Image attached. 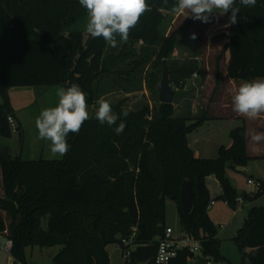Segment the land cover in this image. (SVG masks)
<instances>
[{
  "label": "trees",
  "instance_id": "trees-1",
  "mask_svg": "<svg viewBox=\"0 0 264 264\" xmlns=\"http://www.w3.org/2000/svg\"><path fill=\"white\" fill-rule=\"evenodd\" d=\"M147 3L151 11L140 18L126 43L117 37L113 48L102 37L86 45L87 34L75 27L87 18L79 0H0V135L11 138L14 132L8 89L15 86L67 88L75 83L87 94L88 110L109 94L141 91L148 66H163L167 59L177 88H185L195 73L200 78L191 90L202 87L206 76L201 61L195 56L174 57L182 32L195 20L190 16L168 33L175 0ZM240 8L237 23L218 34L228 39L218 60L228 52L226 71L231 79L264 78V0ZM152 75L156 89L158 80ZM201 108L191 122V116L175 115L174 102L159 101L155 108L145 105L132 111L121 101L113 111L117 125H126L123 132L117 135V125L89 117L78 135H68L70 147L63 159L26 160L0 152L5 190L0 211L11 216L7 227L0 215V233L8 229L14 264H30L27 248L36 246L60 247L52 264H124L112 262L108 247L130 236L134 227L136 245L128 264H144L156 256L167 228V199L176 203L183 231L201 240L202 255L221 259L218 229L208 213L206 180L214 176L222 189L216 199L236 209L238 191L226 174V164L244 167L251 156L247 130L238 126L230 132L232 144L222 145L217 158L197 157L188 136L213 119ZM187 179L194 204L186 215L180 194ZM257 180L261 186L254 193L244 192V201L253 203L264 195V182ZM234 239L242 264H264V205L249 210ZM190 257L181 250L167 264H189Z\"/></svg>",
  "mask_w": 264,
  "mask_h": 264
},
{
  "label": "rangeland",
  "instance_id": "rangeland-1",
  "mask_svg": "<svg viewBox=\"0 0 264 264\" xmlns=\"http://www.w3.org/2000/svg\"><path fill=\"white\" fill-rule=\"evenodd\" d=\"M187 15L188 13H183L178 16V13L171 12L170 16L173 19L168 24L170 29L168 33L179 28L190 17H186ZM226 19V14H224L216 20L220 24ZM214 20L215 19H211L213 22ZM85 22L86 19L75 27L77 29L84 30ZM207 24L208 23L196 20V23L192 27L187 28L184 32H182L180 44L178 46V53L175 55V58H178L179 60L189 58L190 56H199L201 63L204 65L205 74L208 71L205 62L212 66V64L218 59L219 54V48L213 43L212 38H217L218 34L221 33L224 28L222 24L218 25L216 30L214 32H210V35H208L205 32ZM193 33L197 36V39L195 40L190 38ZM205 35H208L210 40L212 39L210 46L207 44L208 42L206 43L207 36ZM139 46L140 44H138V47ZM146 73L145 83L141 91L129 94L127 97L123 94L119 95L115 92L107 97L106 100L111 103L112 111L113 107L121 101L123 108L126 110H138L145 105L155 108L159 102V92L158 88L155 89L153 87L152 74H155V78L158 80L159 85L162 79L163 66L159 64L157 67L153 68V64H150ZM199 78L200 74H198L197 77H194L193 80L185 86V88H177L172 82L173 87L176 90L174 96V105L176 108L175 115L181 116L188 113L193 114L191 122H194L200 116L204 98H209L208 96H210L213 88L211 83H206L204 81L202 87L197 86L196 90H191V88L195 85L196 80H199ZM61 87L63 86L37 85L15 86L8 89L9 100L13 108L16 121L22 126V131H14L11 138L0 135V150L8 148V153L12 157L20 156L26 160L63 159L64 156L57 155L53 157L50 154V141L39 139L38 130L35 127V120L39 116L41 110L48 107H55L58 104L59 98L57 96V92ZM187 93H190V95L186 96L185 94ZM192 96H194V98H191ZM195 101L197 103L196 107L192 106V111H189V104L187 102H192L194 104ZM1 102L2 96L0 95V103ZM97 108V104L88 107L89 117L96 118L95 112ZM234 126L235 122L231 120H221L215 118L214 120L207 121L189 134V145L197 157L217 158L219 156V148L222 145L229 147L232 144L230 132ZM226 174L238 191L237 199L242 197L244 192L254 193L256 191L255 185L249 184L248 179L252 177L254 179H261L264 182V159L251 158L242 170H237V168L232 167L231 164L227 162ZM206 184L210 192L211 200L208 213L218 229V239L220 242L219 252L222 257L221 259L216 260L213 257H204L202 254H197L189 261V264H218L220 262L222 264H242V253L234 238L238 234L239 229L244 226L249 210L253 206L264 205V195L256 199L253 203L244 201V207L240 205L237 206L236 209H233L225 200H215L218 195H221L222 189L214 176L208 177ZM212 201H215V204H212ZM0 215L4 216L7 224L9 225L11 216L3 211H0ZM43 223L44 226H46V221ZM166 223L174 229L176 235L180 236L184 234L180 223V214L177 205L172 199H167ZM6 243L7 239L1 236L0 264H14V258L11 253L5 249ZM59 249L60 247L58 246L52 248H43L39 246L29 247L27 248L28 261L30 264H52L53 257L58 253ZM108 252L112 262H124V258L122 256L123 248L120 244H111L108 247ZM199 257H203V259H206L207 261L203 262L204 260H201Z\"/></svg>",
  "mask_w": 264,
  "mask_h": 264
},
{
  "label": "clouds",
  "instance_id": "clouds-1",
  "mask_svg": "<svg viewBox=\"0 0 264 264\" xmlns=\"http://www.w3.org/2000/svg\"><path fill=\"white\" fill-rule=\"evenodd\" d=\"M256 2L257 0H175L171 11L188 13L186 17L191 16L193 20L203 23H208L214 13H231L224 25L230 27L237 23L240 6L254 7ZM79 3L87 10L85 33L90 38L102 37L113 48L117 47V37L120 42L126 43L130 31L138 25L140 18L151 11L147 0H79ZM163 3L166 5L168 0H163ZM190 38L195 40L197 36L193 33ZM57 96L58 104L42 109L35 120L38 138L50 141L49 150L53 157L67 154L70 147L67 142L68 135H78L84 122L89 119L87 94L78 84L59 88ZM96 103V119L101 124L117 125L118 117L113 113L111 103L103 97ZM232 108L238 115L249 119L260 118L264 114V78H256L239 85L232 96ZM122 115L127 117L128 112L124 111ZM125 127V123L121 121L114 131L119 135ZM244 135L247 137L249 133ZM250 139L259 144L264 140V132L253 131Z\"/></svg>",
  "mask_w": 264,
  "mask_h": 264
},
{
  "label": "crops",
  "instance_id": "crops-1",
  "mask_svg": "<svg viewBox=\"0 0 264 264\" xmlns=\"http://www.w3.org/2000/svg\"><path fill=\"white\" fill-rule=\"evenodd\" d=\"M179 15H180V13H178V16ZM220 16H221L220 14L214 13L210 17V22H208V24L205 28L206 29L205 32L208 35H210V32H214L216 30V28L218 27V25L222 24L224 26L228 22V16L226 14L227 19L223 23L219 24L216 19L219 18ZM211 19L212 20L215 19L214 22L211 21ZM195 23H196V20L193 23V25ZM193 25H191L190 27H192ZM227 30H228V27L224 26V28L221 32L227 31ZM169 31H170V29H169ZM208 35H205V36H207L206 37L207 38L206 43L208 42L207 44L210 46V43H212L211 41L213 39V43L215 45H217L219 48L218 58L221 57L220 56L221 52H222L225 44L228 42V39L226 37H223V36H218L217 38H212L210 40L208 38ZM138 44L141 45V42H139ZM177 53H178V48L174 53V57H175V55H177ZM195 57L200 60L199 56L198 57L195 56ZM228 59H229V54L226 51L224 53L223 57L220 59V61L217 59L212 64V66H210V64L205 62L207 69H208V71L205 74L206 75L205 82L211 83L213 88H212V92H211L210 96H208L209 98L208 99L204 98V102L202 104L203 108L205 110H207V112L209 113L210 116L213 117V119H210V120H214L215 118L221 119V120L222 119L223 120H231V121L235 122V126L233 128L238 127V126H245L247 133H249V136H247V146H248V152H249L251 158L264 159V140L259 142V144H255L250 139V134L253 131L264 132V114H262L261 117L258 119H249L245 116L238 115L236 112L233 111L232 96L234 95L235 90L239 87V85H241L245 82H248V81L244 80V79H231L228 77L227 71H226V64L228 62ZM218 62H219V68H217ZM134 93H136V92H134ZM112 94H109L107 97H109ZM117 94H119V95L123 94L125 97H127V95H129V94H125L123 92H117ZM130 94H132V93H130ZM192 102H187L189 104V105L187 104L189 111L190 110L192 111V106L196 107V105H197L196 101L194 102V104ZM193 111H194V109H193ZM196 112H197V110H196ZM186 116L192 117L193 114L188 113V114H186ZM210 120H207V121H210ZM242 169H243V167H237V170H242ZM4 195H5V190L3 187L2 170H1V166H0V197H4ZM215 200H217V199H215ZM242 206L244 207L245 205L242 204ZM5 222H6V220H5ZM6 225L8 227L7 222H6ZM167 226H169V225L167 224ZM8 235H9L8 229L4 233H0V237L1 236L5 237L7 239V242L9 240ZM5 247H6V245H5ZM191 259H192V257L189 258V261ZM198 263H200V262H198Z\"/></svg>",
  "mask_w": 264,
  "mask_h": 264
},
{
  "label": "built area",
  "instance_id": "built-area-1",
  "mask_svg": "<svg viewBox=\"0 0 264 264\" xmlns=\"http://www.w3.org/2000/svg\"><path fill=\"white\" fill-rule=\"evenodd\" d=\"M142 43V41H141ZM198 73H195L191 79L197 77ZM9 122L11 124L12 130H17V124L13 117H9ZM248 183L255 185L257 190L261 186V182L257 179L250 177ZM215 201H212L214 204ZM244 203V199L239 197L237 199V205L240 206ZM137 227L133 228V232L130 236L124 237L119 243L123 248L122 256L124 258V264H128L130 256L135 248V236H136ZM12 241L8 240L5 249L11 251ZM186 250L189 254H202V242L201 240L195 238L192 234L184 232L183 235H176L174 229L171 226H167L165 233L162 237L159 238V248L156 256L154 257V263L156 264H167L173 257H175L179 251ZM218 264H222L221 262Z\"/></svg>",
  "mask_w": 264,
  "mask_h": 264
},
{
  "label": "water",
  "instance_id": "water-1",
  "mask_svg": "<svg viewBox=\"0 0 264 264\" xmlns=\"http://www.w3.org/2000/svg\"><path fill=\"white\" fill-rule=\"evenodd\" d=\"M88 36V35H87ZM92 38L88 36L86 40V45L89 44ZM158 92H159V101L161 103H170L172 104L174 102V96L176 93V90L173 87L172 81H171V70L168 64L167 59L163 60V73H162V79L158 85ZM8 151V148L1 149L0 152L5 156ZM180 201L181 206L184 214H189L192 211L193 204H194V198H193V191L191 182L189 179L185 180L181 189L180 194ZM11 252V251H10ZM191 257L194 258L195 255L191 254ZM154 257H152L148 262L144 264H154Z\"/></svg>",
  "mask_w": 264,
  "mask_h": 264
}]
</instances>
